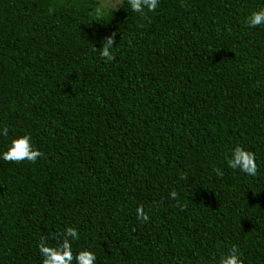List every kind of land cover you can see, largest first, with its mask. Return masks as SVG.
I'll list each match as a JSON object with an SVG mask.
<instances>
[{"label":"trees","instance_id":"16d2710c","mask_svg":"<svg viewBox=\"0 0 264 264\" xmlns=\"http://www.w3.org/2000/svg\"><path fill=\"white\" fill-rule=\"evenodd\" d=\"M181 2L0 0V153L25 133L44 153L0 157V264H42L69 226L96 264H218L233 245L264 264V25L245 23L264 0ZM112 33L106 63L92 47ZM237 145L255 177L228 166Z\"/></svg>","mask_w":264,"mask_h":264},{"label":"clouds","instance_id":"9594fccd","mask_svg":"<svg viewBox=\"0 0 264 264\" xmlns=\"http://www.w3.org/2000/svg\"><path fill=\"white\" fill-rule=\"evenodd\" d=\"M131 10L141 16L147 12H155L159 7V0H127ZM110 10H115L120 7V0H108L105 5ZM183 0L181 7H185ZM50 12L53 9H49ZM99 14V13H98ZM245 23L249 27H258L264 25V8L253 11L246 18ZM142 26V25H141ZM115 33L104 38L102 46L99 49L92 47L93 51H99L100 57L107 63L115 59L112 51L114 46ZM9 130L7 126L0 129V135L7 137ZM44 153L35 148L32 143L31 135L25 133L13 138L7 149L0 153L3 160L14 163H22L28 161L35 163L38 158L43 157ZM227 164L232 169H239L246 175L255 177L258 173V165L256 163L255 153L251 150H246L240 145L234 147L231 152V157L227 160ZM217 176L222 177L223 171L215 168ZM185 177H181L184 179ZM170 198L177 199L178 193L175 189L170 191ZM183 207V205H181ZM137 219L141 222L149 221V214L144 210L142 205L136 208ZM79 232L75 227H66L55 239L58 243L54 246L50 245L46 238L41 237L37 247L42 256V264H96V254L93 251L85 248L76 253L73 252L72 242L79 240ZM243 253L240 249L233 245L226 253L221 254L218 264H244L242 259Z\"/></svg>","mask_w":264,"mask_h":264},{"label":"rangeland","instance_id":"374dc122","mask_svg":"<svg viewBox=\"0 0 264 264\" xmlns=\"http://www.w3.org/2000/svg\"><path fill=\"white\" fill-rule=\"evenodd\" d=\"M122 0H120V2H121ZM96 2L98 3V6L101 8V7H103V8H105V9H107V8H109V7H106L105 5L108 3V0H96Z\"/></svg>","mask_w":264,"mask_h":264}]
</instances>
